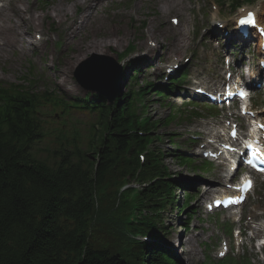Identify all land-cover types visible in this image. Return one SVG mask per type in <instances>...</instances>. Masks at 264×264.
Listing matches in <instances>:
<instances>
[{"label": "trees", "instance_id": "obj_1", "mask_svg": "<svg viewBox=\"0 0 264 264\" xmlns=\"http://www.w3.org/2000/svg\"><path fill=\"white\" fill-rule=\"evenodd\" d=\"M99 100L87 147L71 132L73 143L58 140L50 151L37 145L39 98L13 87L0 92V264H163L155 252L149 261L135 240L152 234L158 214L173 206L162 154L141 162L148 139L137 126L149 123H137L128 97L114 106ZM129 181L143 190L122 191ZM94 229L120 246H96Z\"/></svg>", "mask_w": 264, "mask_h": 264}, {"label": "rangeland", "instance_id": "obj_2", "mask_svg": "<svg viewBox=\"0 0 264 264\" xmlns=\"http://www.w3.org/2000/svg\"><path fill=\"white\" fill-rule=\"evenodd\" d=\"M63 1L64 0H21V2H19L17 0H6L5 6L0 9V28L8 26L9 20H13V22L16 24L18 18L14 12L16 10L20 11V9L23 10L25 8H29L31 12H35L38 15H44L48 13L49 16L40 21V26L42 27L41 31L34 29L33 26H30L27 29V33H23L24 41L27 40L28 35H31L32 41L36 42L37 47L27 46V44L24 43L23 47H26V50L28 51V55L25 58H19L20 48L18 47V52H11L10 50L8 51L7 61H0V81L4 82L5 84H15L24 89H27L31 86L32 93L38 96L47 91V93H56V96H53L52 98L58 99L60 97L61 99L67 101L68 99L63 93V91H65L71 95L70 97L81 100L86 95V93L75 83L73 74L86 60L93 59L96 57V55L112 58L119 66H121L123 71H127L125 64L136 60L139 55L136 53L133 54L122 64H119L113 55H118L124 52L131 45H134L140 49L137 51V53H142L143 51L145 52L146 48L156 49L158 42L163 43L166 52L170 53L171 55H174L173 51L175 48H180L178 54L181 61L185 58H189L191 51L195 50L197 52L198 58L193 63V65H203L207 70L212 69L219 60V52L214 48V46L208 48L207 44L202 46L197 45L193 35V29L200 23V21H212V17L214 16L215 12H217L220 19L229 21L238 15L232 13L228 5L223 7L218 6V9L216 10L213 6V3L211 1L209 2L208 0H171L174 4L168 14H165L164 11L166 10L161 4L163 0H117L118 5L113 3L114 0H85V2L90 4L89 6L92 9L96 8V12L94 13L92 19H90V16H83L85 10L83 6H79L78 10L75 8L74 13H69L68 16L70 17H67L64 22L58 23V20L53 18L50 13L57 4H62ZM23 2H25L24 6ZM252 2L255 4V6H264V0H252ZM1 5H4V3L2 2ZM118 13L123 14V16H119L117 18L116 15ZM194 13L199 15L196 19H194ZM262 13V17H264V11ZM125 14L131 15L124 17ZM172 18L179 20V27H175L172 24ZM79 21L84 22L81 28ZM142 22H147V27L144 30H142L141 25H139V23ZM149 31L152 32V36H150ZM179 35H183L186 39L185 44L181 47H179V38H177ZM40 36L41 41L38 42L37 37L39 39ZM93 39L103 40L101 43H110L113 41L117 42V44H114V48L111 49L106 47L105 49L103 48L102 51H93L87 53L88 55L85 56V58H80L74 64H72L71 67H69L67 77L65 78L63 75V71H65L64 62L66 57L73 51L75 44L77 42L86 43ZM175 40H177V42ZM67 41H69L71 45L68 46ZM240 51L241 48H238V55L240 54ZM181 61L180 63H182ZM13 66L16 67V70L13 68ZM194 66L190 67V71L195 68ZM139 67L141 71H143L142 69L144 67H142V65ZM119 71V68H115V72L117 74H119ZM217 72L219 75H221L220 68H218ZM188 74L189 80L191 82H195L197 74L195 72ZM140 78L144 80L149 79L148 74L141 75ZM155 101H157L156 98L149 108L153 109L152 114L149 113V115H151L154 119H164L167 116L169 110L167 108L159 107L158 104H155ZM181 109H184V107H181ZM186 111L194 113L198 110L190 107ZM54 112L52 107L42 109V113L48 115V117L52 116ZM184 115L186 114H182V116L180 115L179 117H184ZM77 118L87 119L89 117L81 115ZM71 120L72 118H70V121ZM74 120L75 118L72 120V122H74ZM190 125L195 124H192V122L186 117L185 125L183 126L172 124L168 129L159 127L157 131L162 137H165L164 134H169L166 137L168 139L173 134L180 135V132L187 131L190 129ZM158 146L159 145L157 144L154 145V147ZM166 158H168L167 161H169V165L171 168H173L174 173L178 176H181L182 180L185 182L189 181L190 183L185 184L190 185V187H196L197 185L199 186L206 179H208V177H212L211 175H206L208 173L203 174L205 175L203 176L201 171L190 172L187 169H179L171 163L172 161L169 159V156ZM113 190H115V187L109 188L107 193L110 194ZM259 193L260 183L259 186H257L256 193L251 197L250 201L253 203L254 200L257 201ZM179 195L180 196H178V198H181L180 193ZM193 212L199 211L197 209V211ZM176 214L177 213L172 215L168 214V216L166 215V220L170 219L168 222H170L171 226L173 224L174 226H177L180 220H182V217H178ZM99 223L104 228L103 222ZM216 223L218 224V221H216ZM96 229H94L91 239V241L94 242L96 246H109L112 251L120 246L121 242L114 238V234L111 236L107 233L109 231L100 232ZM201 231H204V234L201 235L197 241L194 243L192 242L194 250V258L192 263L186 262L185 251L187 249V245L183 246L181 243H179V236L182 232L175 230V232L168 238L167 243H171V246H173V253L181 257V259H179V257L176 256L183 264L206 263L207 257L205 256V246L203 245L208 237L213 236V238H215V234L217 233H215V228L209 227L208 224L200 225L198 232ZM170 250L167 251L171 252ZM245 253L253 259V264H264V261L259 262L258 258L255 257L253 247H245ZM241 254L242 252H240L238 255L233 254V256H239ZM210 257L211 260H215L212 252L210 253L209 258Z\"/></svg>", "mask_w": 264, "mask_h": 264}, {"label": "bare ground", "instance_id": "obj_3", "mask_svg": "<svg viewBox=\"0 0 264 264\" xmlns=\"http://www.w3.org/2000/svg\"><path fill=\"white\" fill-rule=\"evenodd\" d=\"M18 1L21 2V0H18ZM63 2L62 4L61 3L57 4L56 7L53 8L50 13V15H52L53 18L58 20V23L64 22L67 17H70L68 16L69 13L70 12L74 13L75 8H77L78 10L79 6H83L85 10L84 16H93V13H95L94 10L89 6L90 4L85 2V0H70V1L64 0ZM24 4L25 2H23V6ZM161 4L163 5V8L166 10L164 11L165 14H168L169 11L172 9V6L174 3L171 0L169 1L163 0ZM14 13L16 17L18 18L16 24L15 22H13V20H9L8 26L0 28V61L1 60L7 61L9 50L11 52H18L19 48H20L19 58L20 59L21 57L25 58L28 55V51L26 50V47H23L24 43H26L27 46H32V45L37 46V45L35 44L36 42L31 41L32 39L31 35H28L27 40L24 41L23 33H27V29L30 26H33L34 29L41 31L42 27L40 26V21L49 16L48 13L44 15H38L35 12H31L29 8H25L23 10L20 9V11L16 10ZM131 14H134V13H131ZM131 14L129 15L125 14L124 17L130 16ZM13 30H14V33H13ZM107 40H110V39H107ZM101 42H103V40H95V39L90 40L89 42H86V43L77 42L75 46L73 47V51L65 59V62H64L65 71H63V75L65 76V78L67 77L69 67H71L72 64H74L80 58L82 57L85 58V56L88 55L87 53L93 52V51L94 52L102 51V49L103 48L105 49L106 47H109L111 49V48H114V44H117V42H113V41H111L110 43H101ZM67 45L69 46L71 45V43L67 41ZM151 54H153V52L151 50H147L146 55L148 57V60L150 61L152 60ZM13 68H15L16 70L15 66H13ZM208 195L209 194L206 193L204 196H208ZM258 233H261V231H259ZM191 243H192L191 239L186 241V244L188 245H191ZM186 255H187L186 262L187 261L191 262L193 258L190 255L188 256V253Z\"/></svg>", "mask_w": 264, "mask_h": 264}, {"label": "water", "instance_id": "obj_4", "mask_svg": "<svg viewBox=\"0 0 264 264\" xmlns=\"http://www.w3.org/2000/svg\"><path fill=\"white\" fill-rule=\"evenodd\" d=\"M89 64L90 61L83 64L77 71L75 77L78 83L83 88L91 87L110 98V101H114L120 92L118 90L117 79L113 76L114 73H111V68L107 66L106 68H95L91 71L87 69Z\"/></svg>", "mask_w": 264, "mask_h": 264}]
</instances>
